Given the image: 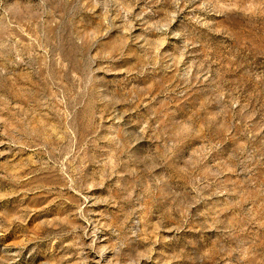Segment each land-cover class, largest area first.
<instances>
[{
    "label": "rangeland",
    "instance_id": "1",
    "mask_svg": "<svg viewBox=\"0 0 264 264\" xmlns=\"http://www.w3.org/2000/svg\"><path fill=\"white\" fill-rule=\"evenodd\" d=\"M0 264H264V0H0Z\"/></svg>",
    "mask_w": 264,
    "mask_h": 264
}]
</instances>
